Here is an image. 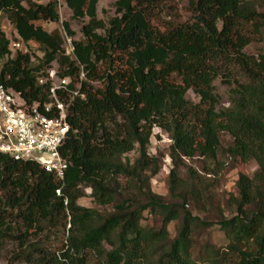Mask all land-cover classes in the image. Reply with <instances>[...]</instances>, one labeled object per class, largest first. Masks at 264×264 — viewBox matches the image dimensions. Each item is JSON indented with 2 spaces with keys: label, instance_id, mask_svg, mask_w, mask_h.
I'll return each instance as SVG.
<instances>
[{
  "label": "trees",
  "instance_id": "16d2710c",
  "mask_svg": "<svg viewBox=\"0 0 264 264\" xmlns=\"http://www.w3.org/2000/svg\"><path fill=\"white\" fill-rule=\"evenodd\" d=\"M99 1L64 0L72 19L88 18L83 39L73 40L66 54L57 32L34 25L59 21L55 1L0 0V14L24 47L12 55L0 29L2 83L28 104H48V72L55 63V79L69 80L56 98L70 126L60 149L68 163L63 180L34 161L0 153V244L12 238L19 222L24 231L16 227V240L25 264H264V52H244L264 29V0H191V21L174 20L163 30L152 21L169 0H114L115 16L107 26L97 18ZM62 26L74 36L67 22ZM34 45L40 56L27 50ZM217 78L231 87L227 107H219ZM189 91L197 103L186 99ZM155 131L170 140L169 190L179 200L174 204L150 189L159 171L157 158L148 153ZM224 132L232 144L222 149ZM132 151L138 153L133 163L126 157ZM197 156L218 171L225 165L221 157L240 165L254 160L258 170L251 177L238 172L234 214L219 223L225 247L206 246L194 259L193 238L210 224L185 205L188 199L204 204L205 193L201 178L191 175L187 186L178 168ZM120 178L143 199L123 197ZM84 188L113 212L103 216L79 206ZM146 212L161 218L159 228L147 223ZM177 220L171 240L168 226ZM58 225L68 226L59 249L30 241L41 237L44 226Z\"/></svg>",
  "mask_w": 264,
  "mask_h": 264
},
{
  "label": "rangeland",
  "instance_id": "374dc122",
  "mask_svg": "<svg viewBox=\"0 0 264 264\" xmlns=\"http://www.w3.org/2000/svg\"><path fill=\"white\" fill-rule=\"evenodd\" d=\"M35 3L45 5L48 2H56V10L59 16V21L57 23L48 22V21H35L34 25L39 26L45 31L57 32L63 40L62 47L66 54H71V42L73 40H82L83 35L81 28L88 22V18L84 17L83 19H72L71 11L66 7L64 0H33ZM190 1L191 0H169L161 8L155 20L152 21L154 27L161 30L164 29V25L168 22H186L191 21L190 13ZM97 18L100 19L106 26L108 21L115 16L114 0H101L98 2L96 7ZM67 22L69 28L73 31L74 36L68 37L66 32L63 29L62 23ZM0 29L5 33V35L14 40V28L8 21L5 14H0ZM97 33L103 34L102 30H98ZM33 45V43H32ZM24 47L22 46V50ZM30 53H35L41 55L40 49L38 46H31L27 48ZM244 52L248 55H257L264 52V29L261 32V36L256 37L249 46H247ZM14 55V54H12ZM56 64L53 63L52 70L55 71ZM94 86L100 87L98 83H93ZM213 85L215 87V93L219 97L220 108L227 107L229 105V91L231 87L221 82L220 78H217ZM186 99L197 103L198 97L191 91L186 94ZM221 148L225 149L226 147L232 144V138L226 132L222 133L220 136ZM169 145L170 140L166 133L163 131L160 134H157L155 131L154 136L151 139V142L148 147V153L157 158L159 171L158 174L152 176L149 180L150 189L153 194L159 196L165 204H174L179 200L177 198V193L173 194L170 192L169 188V172L173 168L172 161L169 158ZM222 155V154H221ZM129 158L130 162L133 163L138 158L137 151H132L126 155ZM222 162L225 164L222 171H218L215 167L210 166V163L205 162L200 157H195L193 159H184L182 165L178 168L179 178L184 181L188 186L191 183L192 177L201 178L202 182L200 187L202 192L205 193L204 204L200 201L193 199H188L185 209L190 211L192 216L199 218L203 222L210 224L209 227L201 230L198 235H195L193 238V249L192 257L194 259L199 258L204 255L206 246H209L214 249L224 248L227 241L220 230L219 223L222 219L231 218L234 214V207L232 204V197L237 195L236 181L239 171L244 172V174L251 177L257 170L258 165L254 160H250L245 165H240L239 163H234L233 161L221 157ZM214 169L217 172V175L214 176L212 172H209L208 169ZM147 176L150 177V173H147ZM119 184L122 190L123 197H136L138 200H142V193L138 191V188H132V184L126 180V178H120ZM1 193V192H0ZM85 196L78 200V205L96 210L100 215L106 216L108 213L113 212V208L109 206H101L97 204L93 198L90 196V190L84 188ZM147 218V223L156 229L161 225V218L157 215H148L144 213ZM180 220L173 221L168 226L170 239L173 240L178 233L180 227ZM20 223L18 222L15 225L14 234L12 238L7 241H4L2 245L0 244V264H25L21 258V250L17 244V233L16 227ZM14 227V226H13ZM44 230L41 237H32L31 242L45 246L49 249L56 250L65 243L66 231L63 225H58L54 228L52 226H44ZM20 231H24L23 227H20ZM15 236V237H14ZM228 264V263H225Z\"/></svg>",
  "mask_w": 264,
  "mask_h": 264
},
{
  "label": "built area",
  "instance_id": "2783aa9c",
  "mask_svg": "<svg viewBox=\"0 0 264 264\" xmlns=\"http://www.w3.org/2000/svg\"><path fill=\"white\" fill-rule=\"evenodd\" d=\"M9 40V49L13 54L18 49L22 50L21 42ZM1 72L0 61V153L15 160L34 161L57 179L63 180L68 163L60 149L70 126L66 108L56 98V91H66L69 80H56L55 71L51 69L48 72V78L53 83L49 91L51 102L28 104L19 93L2 83ZM38 82L43 84L45 79ZM74 96L83 98L80 91L74 92Z\"/></svg>",
  "mask_w": 264,
  "mask_h": 264
}]
</instances>
